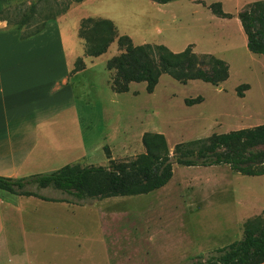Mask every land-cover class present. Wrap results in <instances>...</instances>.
I'll use <instances>...</instances> for the list:
<instances>
[{
	"label": "rangeland",
	"instance_id": "374dc122",
	"mask_svg": "<svg viewBox=\"0 0 264 264\" xmlns=\"http://www.w3.org/2000/svg\"><path fill=\"white\" fill-rule=\"evenodd\" d=\"M254 1H69L53 20L60 28L68 67L81 70L70 79L75 110L59 118L52 131L66 156L55 157L41 173L72 163L108 165V156L135 158L144 151L141 137L146 131L164 134L172 153L178 142L264 123V55L247 49L238 18ZM216 2L227 17L212 12L210 5ZM58 7L55 0H0V20L25 34L40 25L49 9ZM87 17L112 20L117 34L133 44H161L173 52L191 46L203 60L220 58L228 66V78L214 85L197 79L181 83L162 74L152 92H147L145 82H131L128 91L116 93L110 87L114 72L106 62L121 49L115 39L105 53L85 54L79 27ZM73 111L81 117V147ZM40 192L60 196L48 188ZM18 201L26 231V264H185L241 238L247 221L264 218V175H243L228 165L173 162L168 183L146 194L83 205L59 203L51 209L44 204L34 212L32 204ZM32 213L42 221L35 225L28 219ZM47 217L54 220L53 229ZM7 227L22 231L13 217Z\"/></svg>",
	"mask_w": 264,
	"mask_h": 264
},
{
	"label": "trees",
	"instance_id": "16d2710c",
	"mask_svg": "<svg viewBox=\"0 0 264 264\" xmlns=\"http://www.w3.org/2000/svg\"><path fill=\"white\" fill-rule=\"evenodd\" d=\"M65 1L63 5L55 0L58 9H49L40 25L25 34L21 32V37L40 32L48 20L65 12L69 1L81 0ZM154 1L167 3L171 0ZM210 8L219 17L228 16L219 2L212 3ZM238 18L246 35L247 49L264 55V1H254L238 14ZM79 36L83 40L85 54L92 57L105 53L109 45L117 40L121 52L106 62L107 69L114 72L110 87L116 93L128 91L131 82H145L147 92H152L162 74L181 83L197 79L216 85L228 78V66L220 58L207 56L203 60L192 51L191 46L173 52L161 44H133L126 35H118L116 26L107 18L82 19ZM237 94L241 95L242 91L238 89ZM141 142L144 151L135 158L114 160L108 156V165L72 163L49 173L20 178L0 175V189L17 195L83 205L111 196L146 194L159 189L171 179L173 162L182 166L228 165L231 170L243 175H264V123L214 134L206 139L178 142L172 153L164 134L160 132H144ZM47 188L58 191L60 196L40 192ZM263 262L264 218H258L245 223L241 238L212 248L204 256L192 257L185 264Z\"/></svg>",
	"mask_w": 264,
	"mask_h": 264
},
{
	"label": "crops",
	"instance_id": "0c3cea01",
	"mask_svg": "<svg viewBox=\"0 0 264 264\" xmlns=\"http://www.w3.org/2000/svg\"><path fill=\"white\" fill-rule=\"evenodd\" d=\"M63 49L60 28L54 20H48L40 32L28 37H21L19 29L6 27L0 20L1 176L20 178L41 173L55 157L66 156L65 148H60L52 131L59 118L68 117L71 109L75 110L70 79L81 70L72 72L73 66L68 67ZM71 118L78 127L77 142L81 147L85 145L81 117L73 111ZM5 192L6 195L0 194V264H26V231L18 200L32 204L33 212L44 204L51 209L66 202ZM8 195H13V199ZM11 216L19 223L21 232L8 229ZM28 219L36 225L42 216L32 213ZM45 221L51 229L55 227L51 217Z\"/></svg>",
	"mask_w": 264,
	"mask_h": 264
}]
</instances>
